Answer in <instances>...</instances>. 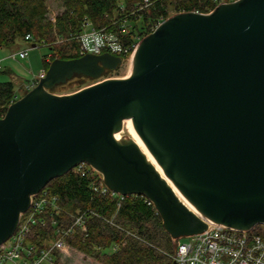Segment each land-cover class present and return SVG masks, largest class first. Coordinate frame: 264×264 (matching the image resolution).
Listing matches in <instances>:
<instances>
[{
  "label": "water",
  "instance_id": "95a60500",
  "mask_svg": "<svg viewBox=\"0 0 264 264\" xmlns=\"http://www.w3.org/2000/svg\"><path fill=\"white\" fill-rule=\"evenodd\" d=\"M122 62L55 59L0 117V247L32 196L82 163L111 191L150 200L174 240L214 223L264 225V0L175 14L139 42L124 75L55 93ZM126 121L136 132L121 140Z\"/></svg>",
  "mask_w": 264,
  "mask_h": 264
},
{
  "label": "trees",
  "instance_id": "16d2710c",
  "mask_svg": "<svg viewBox=\"0 0 264 264\" xmlns=\"http://www.w3.org/2000/svg\"><path fill=\"white\" fill-rule=\"evenodd\" d=\"M220 1L59 0L63 12L54 25L46 0H0V49L10 48L17 41L25 40L28 34L32 35L33 45L42 42L50 47V60L47 61L46 57L43 61V67L48 71L55 59L82 57L79 41L70 36L81 33L86 21H90L95 29L107 28L116 32L127 19L128 30L122 35V41L125 46L133 47L174 14H207L222 2L236 0ZM132 53L123 55V59H128ZM91 81L94 80L77 77L60 87L62 91L73 87L80 90ZM16 95L12 81H0L1 118ZM102 182L98 172L90 169L82 175L75 168L65 176L52 180L44 191L58 196L61 211L49 209L31 226L27 238L29 244L37 251L49 249L50 242L59 238V232L70 229L74 217L85 213L86 231L74 227L66 237L69 247L102 264H173L177 240L165 230L155 206L142 195H128L122 199L110 192L101 194L94 191ZM252 232L264 233V225L254 227ZM60 254L59 250H53L56 264H60Z\"/></svg>",
  "mask_w": 264,
  "mask_h": 264
},
{
  "label": "built area",
  "instance_id": "2783aa9c",
  "mask_svg": "<svg viewBox=\"0 0 264 264\" xmlns=\"http://www.w3.org/2000/svg\"><path fill=\"white\" fill-rule=\"evenodd\" d=\"M214 1L221 2L220 0ZM127 25L128 20L125 19L120 30L113 32L107 28L95 29L92 23L87 21L83 25L82 32L71 35L70 38L79 41V52L82 56L106 53L123 56L129 55L131 52L134 55L141 40L133 47L123 44L122 35L127 32ZM25 41L34 43L33 36L28 34ZM28 53L29 50H22L11 54V58L25 60ZM1 70L2 59L0 58ZM46 73V69L40 71L28 85L29 91L37 86L39 80L44 78ZM18 100L17 94L14 102ZM75 169L82 172V175H86L90 169L94 170L86 163L80 164ZM94 191L101 192V194L110 192L113 196H120L122 199L124 197L111 191L104 182L99 187H95ZM58 202V196H52L44 189L39 194L32 196L31 206L26 213L21 215L15 233L0 247V264H56L53 250L63 252L69 247L66 237L73 232L74 227H80L86 231L85 213L75 216L73 226L60 231L59 238L51 241L49 249L37 251V248L29 244L27 238L31 226L38 222L49 209L56 212L61 211ZM149 202L152 203L150 200ZM252 230H237L214 223V227L200 237L191 236L178 239L172 258L177 264H264V233H253Z\"/></svg>",
  "mask_w": 264,
  "mask_h": 264
},
{
  "label": "rangeland",
  "instance_id": "374dc122",
  "mask_svg": "<svg viewBox=\"0 0 264 264\" xmlns=\"http://www.w3.org/2000/svg\"><path fill=\"white\" fill-rule=\"evenodd\" d=\"M46 1L49 10V17L55 25L57 21V17L63 12V8L60 6L59 0H46ZM171 14H173V12H171ZM22 50H29L27 59L14 60L11 58L12 53H18ZM50 54H51L50 47L43 44L42 42H39L37 46L34 48L33 43L26 42L25 40H19L16 42L14 46L0 50V58L5 57V59H7L2 66V71L0 72V81L1 82L12 81L16 87V91L19 96V99H21L23 96L26 95V93L29 92V90L26 89L27 82L31 80L33 76L37 75L38 71L43 66V61L45 60L46 57L50 56ZM117 57L122 58L123 62L116 70L110 71L109 76H107L106 74L105 76H102L98 80L87 83L86 84L87 86L85 85L81 89L92 86L98 82L104 81L107 78L113 79V78H117L118 76L124 75L129 69L133 61L134 55H131L126 60H124L122 56H117ZM78 89L79 88L74 87L66 91L65 90L56 91L55 93L60 95H66V94L78 92L79 91ZM130 130L135 131L133 124L131 121H126L124 123V128L122 132H120L117 136L120 137L121 140H125V138L129 136ZM155 164L157 165V163ZM60 253H61L60 264H102L99 261L87 257L83 253L71 247H68L65 251Z\"/></svg>",
  "mask_w": 264,
  "mask_h": 264
},
{
  "label": "crops",
  "instance_id": "0c3cea01",
  "mask_svg": "<svg viewBox=\"0 0 264 264\" xmlns=\"http://www.w3.org/2000/svg\"><path fill=\"white\" fill-rule=\"evenodd\" d=\"M3 49H7V48H3ZM3 49H0V50H3ZM12 54H13V53H12ZM7 57H8V55H7ZM1 59H2V66H3L4 62H5L7 59H5V57H3V58H1ZM49 59H50V56H48L47 60L49 61ZM42 69H45V68L42 66V67L40 68V70L38 71L37 75L40 73V71H41ZM37 75H36V76H37ZM36 76H33L32 79L29 80V81L27 82V86H26V89H27V90H29V89H28V85L31 84V81H33V80L35 79Z\"/></svg>",
  "mask_w": 264,
  "mask_h": 264
},
{
  "label": "bare ground",
  "instance_id": "6f19581e",
  "mask_svg": "<svg viewBox=\"0 0 264 264\" xmlns=\"http://www.w3.org/2000/svg\"><path fill=\"white\" fill-rule=\"evenodd\" d=\"M118 135V134H117ZM156 165V164H155ZM156 167L158 168V166L156 165ZM158 170L162 173V171H161V169L160 168H158ZM168 182L170 183V185L176 190V191H178L177 189H176V187L173 185V183L171 182V181H169L168 180ZM179 192V191H178ZM180 193V192H179ZM181 194V193H180ZM190 208L191 209H194L191 205H190Z\"/></svg>",
  "mask_w": 264,
  "mask_h": 264
}]
</instances>
